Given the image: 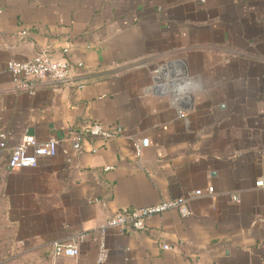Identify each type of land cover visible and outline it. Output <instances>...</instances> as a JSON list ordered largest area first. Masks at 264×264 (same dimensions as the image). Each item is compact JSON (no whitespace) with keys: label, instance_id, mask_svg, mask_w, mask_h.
<instances>
[{"label":"crops","instance_id":"0c3cea01","mask_svg":"<svg viewBox=\"0 0 264 264\" xmlns=\"http://www.w3.org/2000/svg\"><path fill=\"white\" fill-rule=\"evenodd\" d=\"M41 49L71 79L16 92L7 63ZM1 133L0 264H96L111 215L183 197L188 217L107 230L105 264H264V0H0ZM25 135L58 153L11 171Z\"/></svg>","mask_w":264,"mask_h":264},{"label":"built area","instance_id":"2783aa9c","mask_svg":"<svg viewBox=\"0 0 264 264\" xmlns=\"http://www.w3.org/2000/svg\"><path fill=\"white\" fill-rule=\"evenodd\" d=\"M26 33H21L25 35ZM67 49L63 50L66 54ZM7 71L12 76L13 89L19 93L34 94L37 88L43 83L53 85H64L69 82L72 75L71 65L62 60L53 59L47 49H41L36 56L28 62L10 61L6 65ZM181 116L184 114L181 113ZM90 136L101 138L105 141L116 136L122 135L124 131L120 127L107 128L100 123H93L87 127ZM7 134H0V150L7 149ZM58 141L51 139L43 145H39L32 136L22 137L17 147L9 150L8 169H30L38 166L40 159L46 157H55L58 153ZM149 146V139L135 141L133 147L135 154L140 158L143 149ZM108 167L106 170H110ZM258 186H263V181L257 182ZM212 197L214 188L209 187L206 192L196 191L194 197L201 196ZM232 199L237 202L239 195H233ZM190 199L187 197L178 198L169 201H162L156 205L145 208L125 207L111 215L99 227L100 239H98V256L96 264H105L108 260V249L105 243V235L109 229H118L124 233H139L147 230L148 221L153 217L163 214L167 211L176 210L182 217H188L191 214L189 208ZM85 235H79L70 242H56L53 245V255L56 257H77L79 255V243ZM163 250H172V247L166 244L162 245Z\"/></svg>","mask_w":264,"mask_h":264},{"label":"water","instance_id":"95a60500","mask_svg":"<svg viewBox=\"0 0 264 264\" xmlns=\"http://www.w3.org/2000/svg\"><path fill=\"white\" fill-rule=\"evenodd\" d=\"M170 67L172 68V65H170Z\"/></svg>","mask_w":264,"mask_h":264}]
</instances>
